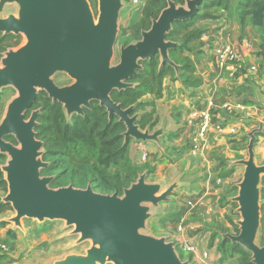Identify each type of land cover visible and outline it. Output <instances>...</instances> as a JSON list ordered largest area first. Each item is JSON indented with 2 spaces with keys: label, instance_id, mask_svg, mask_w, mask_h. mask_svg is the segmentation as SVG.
Wrapping results in <instances>:
<instances>
[{
  "label": "water",
  "instance_id": "water-1",
  "mask_svg": "<svg viewBox=\"0 0 264 264\" xmlns=\"http://www.w3.org/2000/svg\"><path fill=\"white\" fill-rule=\"evenodd\" d=\"M206 1L178 4L167 0L151 27L141 31L140 39L120 46L115 64L123 0H98V14L89 0H0V13L8 5L17 6L16 13L0 16V34L26 37L18 49L6 51L0 62V91L13 87L18 92L0 123V154L9 157L1 167L8 183L2 201L10 203L16 213L9 221L20 228L24 219L65 221L68 228H73L71 236H78L73 245L92 243L85 254L71 253L54 264H191L181 258L174 242L142 232L151 210L171 200L179 179L165 188L162 183L148 182V173L144 172L124 188L122 195L98 192L92 184L86 188L73 184L53 188L55 175L42 174L49 162L43 159L45 143L36 132L41 109L32 108L39 91H44L63 105L71 122L75 114L84 115L85 109L98 101L110 119L116 116L125 124V142L130 138L160 142L164 126L155 131L150 126L142 129L141 113L135 112L137 104L124 107L112 93L136 87L131 80L143 70L142 62L157 55L160 68L172 66L180 77V65L170 55L179 43L167 37L176 23L198 15ZM58 72L67 73L74 82L57 85L53 77ZM258 124L249 133L248 157L236 162L245 166L233 198L241 215L239 233H228L225 238L250 251L253 264H264V244L258 243L264 164L257 162L255 152L257 134L264 131V118ZM11 135L17 144L6 139Z\"/></svg>",
  "mask_w": 264,
  "mask_h": 264
},
{
  "label": "crops",
  "instance_id": "crops-1",
  "mask_svg": "<svg viewBox=\"0 0 264 264\" xmlns=\"http://www.w3.org/2000/svg\"><path fill=\"white\" fill-rule=\"evenodd\" d=\"M146 1L142 0L144 4ZM239 1L230 0L228 6L211 8L215 17L201 21L199 26L204 29L203 35L191 49L183 50L182 56L189 58L195 66L196 79L192 85L177 74H167L163 78L160 97L146 93L140 98L146 109L138 111L141 113L139 118L150 111V105L156 108L152 120L156 125L151 128L155 131L164 126L165 134L160 137V142L134 140L130 145L131 159L139 164L143 161L138 153L147 150L150 152L147 161L160 169L167 156L177 159L175 164L179 166L181 188L170 200L172 206L161 204L151 210L147 227L152 219L159 223L167 210L172 211L176 227L159 237L174 242L179 254L180 250L190 254L191 264H239V259L230 250L232 241L225 238L228 233H239L241 215L233 198L238 194L245 166L236 162L247 158L244 153L248 152L249 142L245 145L246 140H250L249 133L258 128V122L264 118V28L254 24L251 16L241 18ZM126 4L129 6L125 16ZM125 7L120 16V34L140 18L143 5L125 3ZM124 19L129 23L121 24ZM225 46H232L241 54L246 66L244 73L233 75L230 68H221L218 56ZM252 66L256 69L251 70ZM198 81L199 84H194ZM236 102L244 104L245 109L229 112L225 108ZM206 108L212 109L214 116L196 149L193 138L200 136L201 120L195 112ZM150 124L152 122L145 128ZM263 141L264 131L257 134L256 159L257 147ZM158 149L159 155L152 154ZM147 181L165 184L163 176L147 178ZM15 214L10 209L0 214V241L8 244L7 251L0 249V264H54L75 253L58 254L61 240L67 239V245H70L73 239L68 238L74 237L71 236L73 228H68L66 223L47 221L35 226L23 220V228H20L9 221ZM42 224L45 230L38 233L36 229ZM186 243L195 245V250L185 249ZM227 249L231 253L229 257L224 254ZM34 252L50 254L43 260L32 261L28 257Z\"/></svg>",
  "mask_w": 264,
  "mask_h": 264
},
{
  "label": "trees",
  "instance_id": "trees-1",
  "mask_svg": "<svg viewBox=\"0 0 264 264\" xmlns=\"http://www.w3.org/2000/svg\"><path fill=\"white\" fill-rule=\"evenodd\" d=\"M178 4L185 0H174ZM230 0H207L200 6V12L191 20L178 22L167 39L178 42L179 45L170 51L171 58L180 65L181 78H185V83L192 85L196 79L194 75L195 66L193 62L182 56L185 49H191L201 38L204 29L199 25L203 19L213 18L215 15L210 9L217 6H228ZM167 6V0H147L140 11V18L132 22L121 32L122 37L132 35L136 40L141 38V31L149 29L152 19L157 18L162 9ZM239 13L244 20L251 16L254 24L264 28V0H240ZM145 21L147 25L143 23ZM20 36L14 34H0V60L2 53L7 50L10 40L19 41ZM10 47V46H9ZM154 58L147 60V66L140 70L132 78L136 87L126 90H115L112 97L115 101L122 103L124 107L137 104L135 112L142 106L140 98L146 93L155 94L160 97L163 90V78L167 74L173 75L175 70L172 66L164 65L160 68V62ZM178 57L182 62L178 61ZM176 73V72H175ZM200 81L194 84H199ZM41 109L38 115L39 125L36 128L37 137L44 141L43 159L49 162V166L42 170L43 175H55L51 183L52 187H62L73 184L77 187L86 188L92 184L94 189L101 193H114L122 195L123 190L129 187L139 176L129 158V141L125 142L123 133L126 126L119 121L118 117L109 118L105 107L98 101H93L89 109H85L84 115L75 114L71 122H68L63 105L54 102L46 92L38 94L34 105ZM154 111H147L139 119V124L145 128L152 122ZM16 143L14 136H8ZM3 154H0L2 157ZM115 172H110L111 166H119ZM57 172V174H54ZM8 183L5 173L0 168V190L7 189ZM264 199V189H262ZM264 208V205L262 209ZM12 209L10 203L2 201L0 196V214ZM43 224L37 230L38 233L45 230ZM230 250L232 253L239 252L241 255L249 256L241 264H253L252 253L243 246L233 243ZM239 254V255H240Z\"/></svg>",
  "mask_w": 264,
  "mask_h": 264
},
{
  "label": "rangeland",
  "instance_id": "rangeland-1",
  "mask_svg": "<svg viewBox=\"0 0 264 264\" xmlns=\"http://www.w3.org/2000/svg\"><path fill=\"white\" fill-rule=\"evenodd\" d=\"M89 2L91 4L92 9L94 10L95 14H98V11H99L98 10V7H99L98 0H89ZM124 2L125 3H130L131 5L133 4L132 3V0H124ZM128 6H129V4H126L125 9L123 10V14L125 16H126V13H127V9L126 8H128ZM10 12H14V13L17 12V6H16V4L8 5L6 7V9L3 12L0 13V16H4V15L10 13ZM127 23H129V21L126 20V19H124L123 21H121V24H127ZM143 23L145 25H147V23L145 21H143ZM130 32L132 33V31H130ZM131 33L128 36H126V37H122V34L119 35L118 41L116 43V57L114 59V63L115 64L119 61V50H120V46L122 44H124V43L127 44V43H130L132 41H135V40H131L130 41V39H135V36H133ZM136 40H137V38H136ZM25 42H26V37H24L23 35L20 36L19 41H17V40H10L9 41V46L10 47L8 46L7 47V50H5L2 54L4 55V53L6 51H8L9 49H18ZM156 60L158 62L161 61L159 55H157ZM178 61L182 62V60H181L180 57H178ZM0 62H1V60H0ZM142 65L144 67L147 66V61L142 62ZM173 75H176V73L174 72ZM53 79L57 83V85H59V86L70 85V84H72L74 82V79L71 78L65 72H58V73H56L54 75ZM39 92H42V91L40 90ZM17 95H18V92L13 87L3 88L0 91V123H1V121L3 120V118L6 115V112H7V108H8L9 103ZM34 109H39V108H37V107L34 106L32 108V110H34ZM140 109H146V108L144 106H142L141 108H139L137 110V112ZM148 110H150V111H156V108H155L154 105H150L149 108H148ZM31 111H29L27 113V118L30 116ZM153 118L154 117H152V120H153ZM150 127H153V126L150 124ZM142 129H144V128H142ZM151 131H152V128H151ZM7 140L8 141H11L9 138ZM134 140H135L134 138H130L129 139V146L131 145L132 142H134ZM139 142H142V141H139ZM248 142H249V140L247 139L245 145L248 144ZM13 143H15V142H13ZM16 144H17V142H16ZM153 152H156V153H152V154L159 155V149H158V151H153ZM149 154H150V152L148 150H147V152L145 151V153H143V152L142 153H138V156L143 161L141 164H139V163L134 162L131 159L130 150H129V158L131 160V163L135 167V169L139 172V175L142 174V173H144V172H147L148 173V176H147L148 179L149 178L156 179V178H160V177L163 176L165 178V181H164L165 188H167L168 186H170L172 183H175L179 179V177L181 176L180 173H179V166H177V164H175V162L177 161V159L171 158V157L167 156L166 159L163 160V166L160 169V168H157V166H153L152 164L150 165V162L147 161V159L149 158ZM244 155H246V157H248L247 150L244 153ZM161 157L163 158V155ZM8 159H9L8 155H3L2 157H0V168L7 163ZM257 160H258V163L259 164H264V141H263L262 144H260L257 147ZM119 167H120V165L119 166H111L110 172H112V173L115 172L116 170L119 169ZM147 169H149V171H147ZM54 174H57V172H55ZM179 183H180V179H179ZM75 187H77V186H75ZM53 188H56V187H53ZM79 188H84V187H79ZM180 188H181V186L179 185V187H177L174 190V192L170 195V198L171 199H172V197H176L177 196L178 190ZM262 189H264V176H263V182H262ZM7 193H8V188L7 189H1L0 190V196L2 198L5 197L7 195ZM108 194H112V193H108ZM161 204H165L163 206H166V207L172 206V202L171 201L163 202ZM261 205H262V207L264 205V199L263 198L261 199ZM10 210L13 211V208L10 209ZM261 214H262L261 226H260V229H259V232H258V243H259V245H263L264 244V208L261 210ZM175 220H176L175 214L172 213V211L167 210V213H165V215L163 214L162 219H161V221L159 223L154 222V220L152 219L151 222L149 223L148 227L146 229L142 230V232H144L146 234L155 235V236H158V237L160 235H162V234H166V233L168 234L170 228H175L176 227V224L174 222ZM24 221H25L26 224H29V225L34 224L35 226H38V224H40V222L38 220H35V219H24ZM48 222L50 223L51 221H48ZM51 223L52 224H63V223H65V221L56 220V221H52ZM68 239H71V240L72 239L73 240L75 239V240L74 241L72 240V242L70 243V245H67L68 244V240L67 239H62L61 240L62 241L61 242L62 247H61V249H59L58 254L61 255V253L65 254L66 252H75L77 254H85L87 252V249L90 248L91 245H92L91 241H86V242L81 243L79 245H73L74 242L77 240V236H74V237H71V238H68ZM65 244L67 246H65ZM49 254L50 253L37 254V252H34L31 255V257H28V259H31L32 261H38V259H42L43 260L44 258H46L47 256H49ZM224 254L227 257L231 256V253H230V251L228 249L225 250ZM233 254H235V256H236L237 259H239L238 260L239 261V264L243 263V261L245 259H248V257H249V256L241 255L237 251L234 252ZM180 255L183 258V260H188V261L192 260L191 259L192 258L191 255L190 254H187L184 251H181L180 250ZM42 260H41V262H43Z\"/></svg>",
  "mask_w": 264,
  "mask_h": 264
},
{
  "label": "built area",
  "instance_id": "built-area-1",
  "mask_svg": "<svg viewBox=\"0 0 264 264\" xmlns=\"http://www.w3.org/2000/svg\"><path fill=\"white\" fill-rule=\"evenodd\" d=\"M132 3L138 7L142 5L144 6V3L142 2V0H132ZM218 57H219V65L221 66V68H225V69L230 68L233 75L236 73L245 72L246 66L244 64L243 58L241 54L232 46H225L220 51ZM255 69H256V66L251 67V70H255ZM225 108L229 112H234L237 109L244 110L245 105L242 104L241 102H236L235 104H227ZM195 115H198L201 120L200 136H195L193 138V142L196 146L195 148L197 149L200 146L201 136H203L207 132L208 128L210 127L212 123L214 114L212 112V109L206 108L201 111L195 112ZM190 204H192V202ZM0 249L3 251H7L8 244L6 242L0 241ZM185 249L189 251H193L195 250V245L186 243Z\"/></svg>",
  "mask_w": 264,
  "mask_h": 264
},
{
  "label": "flooded vegetation",
  "instance_id": "flooded-vegetation-1",
  "mask_svg": "<svg viewBox=\"0 0 264 264\" xmlns=\"http://www.w3.org/2000/svg\"><path fill=\"white\" fill-rule=\"evenodd\" d=\"M40 93V92H39Z\"/></svg>",
  "mask_w": 264,
  "mask_h": 264
}]
</instances>
